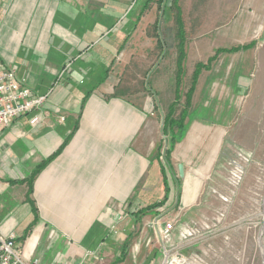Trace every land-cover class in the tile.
<instances>
[{"label": "crops", "instance_id": "crops-1", "mask_svg": "<svg viewBox=\"0 0 264 264\" xmlns=\"http://www.w3.org/2000/svg\"><path fill=\"white\" fill-rule=\"evenodd\" d=\"M138 2L0 0L1 62L32 93L49 91L37 122L29 112L0 132V236L13 234L28 260L162 264L177 246L175 223L171 235L160 232L165 217L198 201L205 170L189 166L193 144L211 166L224 127L192 123L167 170L153 96L116 91L113 69Z\"/></svg>", "mask_w": 264, "mask_h": 264}, {"label": "rangeland", "instance_id": "rangeland-1", "mask_svg": "<svg viewBox=\"0 0 264 264\" xmlns=\"http://www.w3.org/2000/svg\"><path fill=\"white\" fill-rule=\"evenodd\" d=\"M136 1L133 32L112 76L116 91L134 101L153 96L163 120L177 85L173 11L168 4L162 9L157 0L144 6V0ZM177 4L185 30V57L172 116L185 108L190 117L174 145L194 122L224 127L225 133L209 167L205 146L193 144L196 152L189 166L205 170L198 177L201 191L188 212L174 211L165 217L177 225L172 246L177 245L174 250L185 264H263L264 0H177ZM233 47L237 50H230ZM197 62L205 67L186 105L185 93ZM162 136L165 162L169 135Z\"/></svg>", "mask_w": 264, "mask_h": 264}, {"label": "built area", "instance_id": "built-area-1", "mask_svg": "<svg viewBox=\"0 0 264 264\" xmlns=\"http://www.w3.org/2000/svg\"><path fill=\"white\" fill-rule=\"evenodd\" d=\"M135 0H133L134 2ZM49 91L44 94H34L17 78L15 68L5 65L0 60V132L8 127L14 118L29 112H37L30 121L35 123L40 118V109L47 100ZM161 152L160 149V159ZM174 222H166L160 230L163 237L170 234ZM177 251L166 250L162 264H185ZM0 264H38L37 259L28 260L24 257L22 249L16 244L15 236L9 234L0 236ZM68 264V263H67Z\"/></svg>", "mask_w": 264, "mask_h": 264}, {"label": "trees", "instance_id": "trees-1", "mask_svg": "<svg viewBox=\"0 0 264 264\" xmlns=\"http://www.w3.org/2000/svg\"><path fill=\"white\" fill-rule=\"evenodd\" d=\"M151 1L152 0H144L143 6L148 5V3ZM157 1H159V4H160L162 9L167 4L172 9L173 20H174V23L176 26V37L178 39L177 57H176V68H177V72H176L177 81H176V83H177V85H176V92H175V100H174L173 104L170 105L169 110L163 119V132H166L169 135V147H168V150L166 151L165 162L163 164H164L165 168L168 169L169 168V161H168L169 153L171 152L173 145L176 142V140H178V138L183 136V134L185 132V129L187 127L186 125L184 126L185 118L190 117V116H188V112L185 110V108L179 112L177 117L172 116L175 103L177 102V100L179 98V88H178L179 83H180L179 77H180V73L182 71L183 59L185 57V51H184L185 30H184V26H183L182 16L180 13V8L177 4V0H157ZM156 22H158V20H156ZM159 43H161V40ZM242 47H246V46H242ZM230 50H237V47H233ZM204 67H205L204 63L197 62L195 64V67H194L192 74H191L190 86L188 87V89L185 93L186 105H188L190 102L191 95L195 89V84H196L198 76H199L198 74H200V70H202Z\"/></svg>", "mask_w": 264, "mask_h": 264}, {"label": "water", "instance_id": "water-1", "mask_svg": "<svg viewBox=\"0 0 264 264\" xmlns=\"http://www.w3.org/2000/svg\"><path fill=\"white\" fill-rule=\"evenodd\" d=\"M179 170H180V173H181L182 172V166L181 165L179 166Z\"/></svg>", "mask_w": 264, "mask_h": 264}, {"label": "bare ground", "instance_id": "bare-ground-1", "mask_svg": "<svg viewBox=\"0 0 264 264\" xmlns=\"http://www.w3.org/2000/svg\"><path fill=\"white\" fill-rule=\"evenodd\" d=\"M261 244V243H260ZM264 244V243H263ZM264 247V246H263ZM262 251V250H261ZM263 264H264V252H263Z\"/></svg>", "mask_w": 264, "mask_h": 264}]
</instances>
